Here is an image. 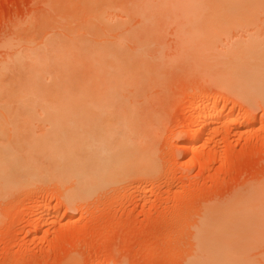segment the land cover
<instances>
[{"label": "rangeland", "instance_id": "rangeland-1", "mask_svg": "<svg viewBox=\"0 0 264 264\" xmlns=\"http://www.w3.org/2000/svg\"><path fill=\"white\" fill-rule=\"evenodd\" d=\"M52 1L0 0L1 57L8 52L2 48L4 42L17 39L25 29L27 31L29 22L36 20L44 25L38 32V40L48 34L64 39L76 35L73 37H80L79 40L93 35L91 39H96V42L89 38L90 50L107 48L112 51L115 41H120L122 52H145L151 59L159 54L158 62L163 57L164 66L160 68V64L156 63L158 66L152 67L163 72L166 70L167 78L164 76L163 82L166 81L167 86L162 83L161 94L165 93L159 98H155L157 95L152 97L156 94L151 92V89L154 92V87L149 93L155 101L159 100L154 104L157 116L153 121L158 133L155 148L158 171L153 177L145 179L137 176L139 179L136 180L133 177L130 181L113 182L110 178L103 188L87 189L85 199L73 201L74 204H69L66 199L70 182L69 185L66 182L62 185L50 177L38 182L35 187L1 191L0 264H186L191 261V253L196 255L197 248L192 245L197 239L193 240V234L196 228L198 233L201 231L199 228L202 229L200 223L203 221L210 234L225 243L229 242L230 245L221 246L219 251H227L232 259L243 264H264V213L218 211L208 217L202 216L206 207L234 205L238 195L245 191L257 192L261 198L264 197V192L260 191L264 182V86L262 89L256 86L264 85V79L248 85L249 78L243 76L245 83L229 86L230 82L226 84L227 80L223 82L219 78L221 84L217 85L215 80L219 69L214 68L216 62L212 63L219 50L227 51L230 45H237L234 42L259 37L264 44V21L238 26L240 22L235 19L234 24L238 23L234 27L231 24L233 20L231 23L227 20L232 28L224 26L226 22L217 18V22L224 23H220L223 28L219 29L221 25L215 18L217 12L224 9L216 6L133 5L138 0H117V3L108 0L112 3L106 5L107 0H102L107 7L103 4L105 8H101V1L97 6L107 11V17L113 15V22L114 19L119 22H114L115 28L110 26L116 33L115 30L109 31V25L106 26V33L103 31L105 25L98 24L96 20L97 25L104 28L100 30L93 26L92 29L100 34L95 35L90 34L94 30L84 25H88L90 10L98 9L95 7L97 0H91L95 1L93 4L87 0L85 3L84 0H60L58 5L56 0ZM110 8L116 9L117 16ZM120 21L122 28L119 27ZM215 25L218 32L221 31L220 34L217 32L216 41L209 34ZM83 27L91 32H85ZM16 29L21 30L20 35ZM100 36L103 38L98 39ZM88 48H83L81 52ZM212 59L215 60L211 62ZM208 96L218 98V106L209 104L206 109L194 111L192 107H195L196 100ZM87 106L92 109L100 107ZM20 107L21 104L0 103L1 144L13 143L12 135V140L19 137L23 139L18 138L19 143H24L30 134H25L23 127L32 124L38 141L52 144L58 140L61 144L78 146L79 161L76 164L84 170L81 171L83 174L89 175L97 170L102 156L99 149L104 147L106 138L104 132L107 129L110 131L118 119L100 116L99 111L84 118L42 120L38 119V115L28 117V114L22 113H12L15 117H11L8 109L17 110ZM31 107L37 109L38 105ZM221 108L228 116L249 114L252 123L240 125L230 120L212 119L203 138L190 147L195 138L192 131L198 129V118L201 116L202 120L209 109ZM53 125L60 127L59 131L56 130L58 134L64 133L57 135L51 129ZM13 126L11 135L9 129ZM69 126L72 129H67ZM16 129L22 134L15 136L13 132ZM15 141L17 144L18 140ZM47 154L40 155V164L46 166L49 161ZM50 209L67 214L43 217L42 213ZM192 248H196L195 252Z\"/></svg>", "mask_w": 264, "mask_h": 264}, {"label": "bare ground", "instance_id": "bare-ground-1", "mask_svg": "<svg viewBox=\"0 0 264 264\" xmlns=\"http://www.w3.org/2000/svg\"><path fill=\"white\" fill-rule=\"evenodd\" d=\"M57 1L60 0H56V3ZM87 1H89V4H93L96 0ZM104 1L97 0L95 7H98V9L94 11L89 9L91 6L88 4L89 7L87 8L91 11L89 12L91 15L90 17L88 16L89 18L86 17L88 25H84V23L83 25L91 28V31L95 29H92L93 26L96 28L99 27V29L101 28L100 30H103L102 28L105 27L103 31H106V26L109 25V31L111 30L113 32L115 29L112 30L110 26L114 27L119 22L117 21L118 19H114V22L116 21L114 24L112 19L113 15L110 13L111 10L114 12L116 10L115 8L111 9V7V10L108 9L113 23L107 17L108 14L106 15L107 11L101 9L110 3L107 0L105 2L107 4L105 5ZM53 2L55 4V1ZM98 2L101 8L97 6L99 4ZM131 2L133 4V1ZM69 3L66 2V4ZM118 4L120 5V1ZM133 5L216 6L224 10L217 12L215 20L217 18L219 20L223 19V22L229 20V23L233 20L231 24H234L235 19L237 21L239 20L240 23L235 22L234 27H237V23L239 24L238 26L243 23L241 25L243 26L244 24L248 25L264 21V0H138L136 3L134 1ZM114 16H117L115 12ZM96 20L99 21L98 24L105 26L101 27L97 25ZM36 21L29 22L27 31H25L26 29L23 24L22 26L25 30L21 27V30H24L22 35H20L21 30L18 31L19 29H16L19 32V37H22L17 38L14 35L17 39L12 38L4 42L5 47L2 46L8 52L4 54L3 58L0 55V103L9 105L21 104L22 106V108H17V110L12 108L10 110L8 109V112L12 115L11 117H15L12 113H22L24 115L28 114V117L38 115V119L42 120L84 118L89 113L94 114V111H99L98 115L107 117L108 119H118V122L116 125L110 127V131L107 129L104 132V134L106 133L104 147H100L99 149L102 155L100 166L89 175L83 174L84 170L79 169V166L76 164L79 161L77 153L80 148L78 146L65 143L61 144V142L55 140L56 138L52 144L50 142L38 141L35 131L33 132L36 128L33 129L34 126L32 124L23 127L25 134H30L24 139V143L22 142L23 139L19 137H15L17 139L12 140L14 138L12 129L15 127H10L9 132L12 135L11 142L13 143H8L7 145L0 143V192L35 187L38 185V182L50 177L53 181L60 182L62 185L64 184L63 182L69 185L70 182V187L65 188L67 192L66 199L70 202L69 204H74L73 201L76 202L85 199L87 189L97 190L103 188L109 183L110 178L113 182L115 180L121 182L128 179L130 181V178L133 177H136L135 180L139 179L137 176L141 177L140 179L150 178V176L153 177L158 171L155 150L158 133L153 123L157 113L154 104L159 100L157 99L155 101L152 97L156 95L155 98H159L160 95L163 96L165 92L162 90L163 93L161 94L160 90L163 88L162 83H165L167 86L166 81L163 82L167 72L163 69L166 72L165 74L160 70L162 68L161 66H164L162 64L163 57L160 59L161 62H158L159 54H157V58H154V55V59H151L144 54L145 52H122L121 48L123 46L120 41H115L112 51H110L111 49L108 51L107 48V51L105 48L90 50L91 46L88 43H91V40L94 39H91L93 35H90V38L87 36L89 34L86 35V33L85 35L88 39L84 38V40H82L83 38L79 40L80 37L78 39L74 38L76 35H72L71 37L67 36L68 38L66 40L64 38H58L54 34L39 37L41 39L38 40V32L43 29L42 26L44 25L38 23V20ZM217 23L219 25L222 22ZM39 24L42 28L39 27ZM231 24L228 25L226 22L224 26H232L233 28ZM66 26L68 27V25ZM66 26L64 25V27ZM119 27H123H121V21ZM84 28L83 30L86 29ZM88 28L85 32L88 31L90 33L91 31ZM220 28H223L222 25ZM213 32L215 33L214 35L212 34ZM217 32L218 26L215 25V28L213 26L212 33H209L214 37V41H216V34L219 36L221 31L219 30V34ZM95 33L99 34L95 30L90 34ZM100 38L102 39L103 37H98V39ZM234 43H237V45H230L227 48L228 50L226 49L227 51H224L225 53L216 48L221 54L218 52V56L213 57V55L212 57L216 58L217 61L212 59L211 62L215 60L212 63L215 64L216 62L214 68H218L220 74L216 73L218 71H214L219 76L216 80H213L216 81V84L219 82L221 84V81H218L220 78L223 82L227 80L226 84L230 82L231 85L229 84V86H235L236 84L245 83L243 76H246L245 78H249L246 82L248 85L260 82L264 79V44L262 43V39L253 37L246 41L241 40ZM85 47L89 48L87 51L81 52ZM154 60H157V62H154ZM156 63L160 64V68H156L158 66ZM152 65L157 66L153 68ZM226 84L223 83L225 86ZM155 86H158L159 89L157 87L155 88ZM166 86L164 85V87ZM256 86L262 89L264 85L259 84ZM152 87H154V92L151 89ZM150 89L152 93H156L155 95L152 94V97L151 94L149 95ZM155 89L159 90L158 92L160 94ZM165 90L167 89L165 88ZM166 97L163 98L166 99ZM200 99L199 101H197L198 99L196 100V104L194 103L195 107L194 105L192 107L195 109L194 111L206 109L209 107V104H212V107H216L218 106L216 104L220 102L214 96L212 98L208 96L206 99L200 97ZM89 104L100 105V107L92 109L87 106ZM31 105H38V107L35 109ZM223 111V108L221 110L209 109L205 116L202 117V120L200 119L201 116L198 118V129L192 131L195 133V138L190 144V147H194L203 138L208 125L213 121L212 119L216 121L230 120L234 123L238 122L240 125L252 123V120H250L252 118H248L249 114L246 115L244 113L243 115L233 117L224 115ZM26 121L28 122V120ZM35 127L38 129V126ZM51 129L56 131L60 127L53 125ZM67 129L70 130L72 127L69 126ZM17 130L13 132L15 136H19L18 133L22 134V131L18 130L16 135ZM29 131L31 132L29 133ZM57 131L56 134L59 136L61 133H64L60 132L58 134ZM57 135L56 137H58ZM18 138L20 140L22 139V143H19L20 140ZM14 140H18L19 144H16L17 141L14 143ZM44 153H48L47 158H49L46 166L38 162L40 155ZM201 157H204L203 154H201ZM260 191L262 193L264 192V182L260 185ZM229 204L223 208H221L222 206L206 207L202 210V216L208 217L216 214L218 211L223 213H229L231 211L242 213L251 211L254 214L264 213V197L261 198L257 192L249 193L245 191L238 195L234 205ZM65 214L67 212L60 213L59 211L58 213L56 209H50L43 212L42 216L45 218H53L55 216H65ZM200 226H202V229L199 228L201 231L198 233V228H196L193 234V240L195 238L197 239L195 240L196 245H192L197 248V252L194 251L196 248H192L196 255L193 256V253H191L194 258L190 255L192 258L189 257V261L190 259L191 261L186 262V264H243L238 260L232 259V255L227 251H219L221 246L230 245L229 242L225 243L221 238L210 234L206 226H204V221L202 224L200 223ZM196 232L198 233V237L195 235L197 234Z\"/></svg>", "mask_w": 264, "mask_h": 264}]
</instances>
